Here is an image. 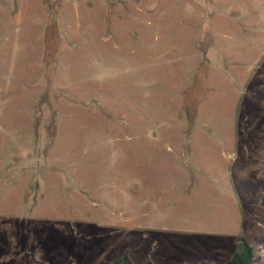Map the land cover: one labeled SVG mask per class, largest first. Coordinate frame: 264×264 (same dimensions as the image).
Returning <instances> with one entry per match:
<instances>
[{
	"label": "rangeland",
	"instance_id": "1",
	"mask_svg": "<svg viewBox=\"0 0 264 264\" xmlns=\"http://www.w3.org/2000/svg\"><path fill=\"white\" fill-rule=\"evenodd\" d=\"M239 238L264 264V0H0V264Z\"/></svg>",
	"mask_w": 264,
	"mask_h": 264
},
{
	"label": "trees",
	"instance_id": "2",
	"mask_svg": "<svg viewBox=\"0 0 264 264\" xmlns=\"http://www.w3.org/2000/svg\"><path fill=\"white\" fill-rule=\"evenodd\" d=\"M47 41L48 40L46 39V42ZM50 60H51V58L46 56V59H45V67H46L45 77L47 78V88L44 92V97H46L47 99L49 97H51V95H52L51 88L49 85H50V83H52L53 73H54V69H53V71H52V69H50V66H51ZM38 106H39V104H38ZM253 259H254V251H253L252 247L246 242L245 239L239 238L237 250L232 254V256L224 264H253ZM105 264H132V262L130 261V259L128 258L127 255H123V256L117 258L116 260H114L112 262H107ZM143 264H152V263L150 261H146ZM184 264H189V263H184ZM197 264H208V263L202 261V262H199Z\"/></svg>",
	"mask_w": 264,
	"mask_h": 264
},
{
	"label": "crops",
	"instance_id": "3",
	"mask_svg": "<svg viewBox=\"0 0 264 264\" xmlns=\"http://www.w3.org/2000/svg\"><path fill=\"white\" fill-rule=\"evenodd\" d=\"M234 247H235V246H234ZM219 254H220V253H219ZM231 256H232V255H231ZM231 256H230V257H231ZM230 257H227L226 259L228 260ZM218 258H219V257H218ZM227 260H226V261H227ZM224 263H225V261H224ZM224 263H223V264H224Z\"/></svg>",
	"mask_w": 264,
	"mask_h": 264
}]
</instances>
